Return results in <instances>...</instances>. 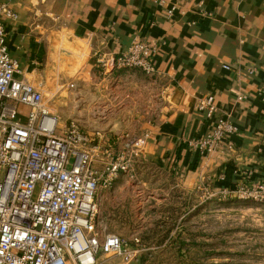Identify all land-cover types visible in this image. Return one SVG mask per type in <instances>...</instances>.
Here are the masks:
<instances>
[{
    "label": "crops",
    "instance_id": "1",
    "mask_svg": "<svg viewBox=\"0 0 264 264\" xmlns=\"http://www.w3.org/2000/svg\"><path fill=\"white\" fill-rule=\"evenodd\" d=\"M1 1L17 13L5 21L17 76L43 91L59 124L75 120L100 131L116 150L146 134L129 170L97 190L101 238L121 235L139 210L145 214L147 204L177 192L188 203L203 188L219 196L222 189L264 184V0ZM134 41L155 48L153 75L103 71L98 55H117ZM209 94L217 111L211 116L196 108ZM217 115L228 116L238 132L211 153L190 148L188 139L213 132ZM140 250L124 264H148Z\"/></svg>",
    "mask_w": 264,
    "mask_h": 264
},
{
    "label": "built area",
    "instance_id": "2",
    "mask_svg": "<svg viewBox=\"0 0 264 264\" xmlns=\"http://www.w3.org/2000/svg\"><path fill=\"white\" fill-rule=\"evenodd\" d=\"M16 18L0 0V264H96L99 253L128 262L138 249L117 234L101 238L95 229L96 194L129 170L143 152L146 134L128 137L125 148L116 150L103 143L99 131H87L75 120L59 124L43 91L17 76L18 62L8 54L5 21ZM154 49L134 41L122 53L97 59L106 72L140 69L153 75ZM259 94L264 102V85ZM196 108L209 116L217 112L211 94ZM237 132L228 116L217 115L211 134L186 143L208 154ZM219 196L263 203L264 184L222 189Z\"/></svg>",
    "mask_w": 264,
    "mask_h": 264
},
{
    "label": "rangeland",
    "instance_id": "3",
    "mask_svg": "<svg viewBox=\"0 0 264 264\" xmlns=\"http://www.w3.org/2000/svg\"><path fill=\"white\" fill-rule=\"evenodd\" d=\"M179 197L177 192L147 204L145 214L139 210V220L131 228L121 235L109 233L128 245L138 238L136 248L147 256L148 264H264V202L212 196L204 188L188 203ZM194 204L201 210L180 209ZM123 261L114 254H100L96 264Z\"/></svg>",
    "mask_w": 264,
    "mask_h": 264
}]
</instances>
